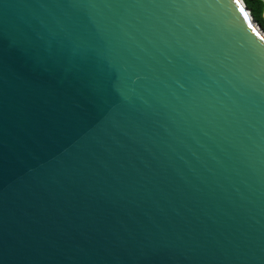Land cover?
Listing matches in <instances>:
<instances>
[{"label":"water","instance_id":"1","mask_svg":"<svg viewBox=\"0 0 264 264\" xmlns=\"http://www.w3.org/2000/svg\"><path fill=\"white\" fill-rule=\"evenodd\" d=\"M0 264H264L243 0H0Z\"/></svg>","mask_w":264,"mask_h":264},{"label":"trees","instance_id":"2","mask_svg":"<svg viewBox=\"0 0 264 264\" xmlns=\"http://www.w3.org/2000/svg\"><path fill=\"white\" fill-rule=\"evenodd\" d=\"M256 23L264 31V0H243Z\"/></svg>","mask_w":264,"mask_h":264}]
</instances>
